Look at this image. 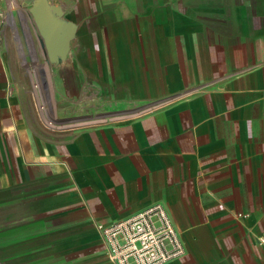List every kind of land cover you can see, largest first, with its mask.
<instances>
[{
	"label": "crops",
	"instance_id": "obj_1",
	"mask_svg": "<svg viewBox=\"0 0 264 264\" xmlns=\"http://www.w3.org/2000/svg\"><path fill=\"white\" fill-rule=\"evenodd\" d=\"M155 204L167 264H264V0H0V264H111L97 226Z\"/></svg>",
	"mask_w": 264,
	"mask_h": 264
},
{
	"label": "built area",
	"instance_id": "obj_2",
	"mask_svg": "<svg viewBox=\"0 0 264 264\" xmlns=\"http://www.w3.org/2000/svg\"><path fill=\"white\" fill-rule=\"evenodd\" d=\"M111 264H167L184 256L185 248L161 204L110 225L97 226ZM264 247V234L258 239Z\"/></svg>",
	"mask_w": 264,
	"mask_h": 264
},
{
	"label": "water",
	"instance_id": "obj_3",
	"mask_svg": "<svg viewBox=\"0 0 264 264\" xmlns=\"http://www.w3.org/2000/svg\"><path fill=\"white\" fill-rule=\"evenodd\" d=\"M47 10L46 7L43 8L41 2L37 1L31 6L29 13L37 28L40 44L45 48L48 56L51 59L54 58V55L64 59L69 50V43L75 35L76 27L70 22L61 25L56 19L48 15ZM51 11L57 18L61 17L59 9L51 8Z\"/></svg>",
	"mask_w": 264,
	"mask_h": 264
},
{
	"label": "rangeland",
	"instance_id": "obj_4",
	"mask_svg": "<svg viewBox=\"0 0 264 264\" xmlns=\"http://www.w3.org/2000/svg\"><path fill=\"white\" fill-rule=\"evenodd\" d=\"M26 25H28V27H31V25H30V22L27 20V22H26ZM9 38L11 39V38H13V36L9 33ZM13 40L15 41V39L13 38ZM23 52L24 53H26V51L25 50H23Z\"/></svg>",
	"mask_w": 264,
	"mask_h": 264
},
{
	"label": "bare ground",
	"instance_id": "obj_5",
	"mask_svg": "<svg viewBox=\"0 0 264 264\" xmlns=\"http://www.w3.org/2000/svg\"><path fill=\"white\" fill-rule=\"evenodd\" d=\"M15 36H17L16 33H15Z\"/></svg>",
	"mask_w": 264,
	"mask_h": 264
}]
</instances>
